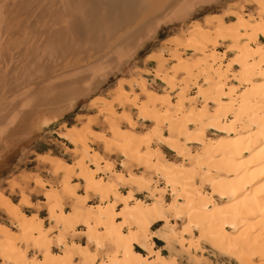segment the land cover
Wrapping results in <instances>:
<instances>
[{
    "label": "bare ground",
    "instance_id": "6f19581e",
    "mask_svg": "<svg viewBox=\"0 0 264 264\" xmlns=\"http://www.w3.org/2000/svg\"><path fill=\"white\" fill-rule=\"evenodd\" d=\"M216 1H61L62 21L53 24L50 14L41 17L48 21L43 33L47 45L55 37L67 45V52H82L85 58L79 56L73 67H61L58 75L40 81L36 91L42 93L30 96L26 105L44 97L45 104H53L50 118L71 110L94 89L98 77L103 82L128 63L162 25L189 18L196 8ZM249 4L254 7L251 14L237 7L205 19L203 25L192 22L185 43L174 39L168 57L151 60L156 69L143 75L160 82L162 94L142 81H120L111 101L92 99L98 109L94 121L63 136L73 146V163L41 157L55 184L47 186L38 179L33 183L44 191V202L36 208L25 203L36 211L32 217L0 194V210L16 229L0 228V252L6 262L178 264L172 252L165 256V249L158 248L164 242L169 252L176 248L194 264H202L208 250L233 264H264V0ZM61 51L51 56L52 70L60 65L55 63ZM89 56L92 59H86ZM51 61L44 56L39 64L42 68ZM39 69L35 67L37 73ZM66 99L56 110L54 103ZM146 124L149 130L139 132ZM98 125L108 137L93 134ZM95 143L101 145L102 155L94 150ZM110 157L116 161L109 163ZM42 210L50 229L39 218ZM28 249L41 259L28 261Z\"/></svg>",
    "mask_w": 264,
    "mask_h": 264
},
{
    "label": "rangeland",
    "instance_id": "374dc122",
    "mask_svg": "<svg viewBox=\"0 0 264 264\" xmlns=\"http://www.w3.org/2000/svg\"><path fill=\"white\" fill-rule=\"evenodd\" d=\"M61 1L65 2V0H0V80H1L0 82V127H1L0 128V194L4 198L9 199L11 203L14 204L15 207L17 206V208H19L20 212L26 214L29 217H32L36 213V211L27 208L25 206V203L28 201L30 204H32L34 208H36L39 205H41V202H44L43 199L44 191L43 192L42 190L39 191L38 188L35 189L33 183H35V181L38 179L47 186L48 185L51 186L55 184V178L50 173L48 165L44 164L40 160L41 157L49 156V157L61 159L66 164L73 163L74 160L71 152L73 146L67 140H65L63 136H65V134L69 132V129L71 130L76 129L75 131L77 130L81 131V129L84 128V126L87 123L94 121L95 117L97 116L98 109L94 108L91 105L90 102L92 99L101 98L107 101H111L113 99V95L115 92L114 90L118 88L117 86L120 81L121 82L123 81V83L125 81L126 82L128 81L127 83L129 84L130 82L142 81L146 86L149 87L151 91L162 94L161 90L163 89V85L157 80H155L152 76L143 75V72L145 71L152 72L154 71V69H156L157 63L151 60L157 58L159 55L162 57H168L169 51L172 50V47L174 48L173 45L174 39L176 40L175 43L177 41L180 43H185L187 41L186 38H188V35L191 33L192 22H198L203 25L205 19L211 18L213 16L222 17L225 13L232 11L234 8L236 9L237 7L244 8V10L250 14L254 10V7L249 4L250 0H217L216 2L205 3L204 5L196 8V10L192 12L189 18L176 21L169 25H162L158 29L156 35L150 38L149 40H147L143 44L141 49L137 50L136 55L128 63L122 65L118 71L108 76L106 80L103 82H101V77H98L97 79L99 82L97 81V79L95 80L94 89H92V91L88 95H85L84 97L80 98L74 108L62 114H55L54 117L50 118V116H53V115L49 116V114H51L50 112L54 110L53 104H45L46 99H44V97H40L38 100L42 99L44 101L40 100L39 103L37 102L36 105H32L30 103L29 104L27 103L26 105L25 103L26 100H29L30 96L32 98L33 95L36 94L38 95V97L40 96L42 90L41 91L38 90L39 91L38 92L36 91V89L38 85L44 83L42 81H45L48 77L50 79L53 76L58 75L57 73L59 71H62L64 67L66 68L68 67L70 68V66L73 67L75 65L74 63L75 61L76 62L80 61L81 60L80 58L84 57L82 56L83 55L82 52L80 53L74 51L67 52L68 51V49H66L67 45L62 44L61 42L57 43V41L60 40H58L55 37L52 43H49L48 44L49 46L47 45V39H48L46 38L47 34L45 35L43 34L46 33V31L48 30L47 22L50 20L49 23L52 21L53 24L58 23L57 21L61 20L62 17L64 16L63 14H65V12H62L65 10L61 9V8H65L64 3ZM204 1L208 2V0H204ZM61 4L63 6H61ZM46 7L48 10H46ZM40 8L44 9L43 10L44 12ZM49 11H51V13H54L55 17L54 14H51ZM37 12L38 13L43 12V13L38 14ZM56 14L58 15V17H56L57 16ZM59 14L62 15V17L61 16L59 17ZM36 15L40 16L39 18L40 20L37 19L39 16L37 17ZM44 15H46L45 16L46 18L49 17L48 21H46L47 19L41 21L42 19L41 17L45 18ZM28 16L31 20V24L29 22ZM35 17L37 20L34 19ZM54 19L56 20L54 21ZM226 21L229 22L228 20ZM38 24L39 26H37ZM43 24L46 25L47 29ZM42 25L45 29L42 27ZM41 27L43 29H41ZM39 29L40 31L38 33ZM34 32L38 34L34 35ZM38 37H40V40H37L36 42L35 40L38 39ZM42 38L44 39L42 40ZM168 38H173V39L172 40L170 39L171 40V42H169L170 44L169 43L164 44V42L162 41H165V39L168 40ZM39 41L41 42L39 43ZM35 43L37 44L39 43V45L36 44L35 46ZM32 46L33 48H31ZM38 46L39 47L41 46L42 48H39ZM46 46L47 48L49 47L50 48L44 50L46 49ZM58 46L59 48H62L61 49L62 51L58 48ZM223 46H221L220 50L224 48ZM34 47H36L37 49L36 48L34 49ZM30 48L31 50L32 49L34 50H32L31 52ZM168 48L171 49L169 50ZM27 51L30 52L28 53ZM37 51H41L42 54H40V52L38 53ZM54 51L56 53L61 51L60 54L58 53L59 57L57 55L56 63H55L57 65L60 63V65H58L54 70H52L54 68L52 65L54 64L53 61L51 60L53 59L52 57H54V55L56 54L54 53ZM23 53L24 56L26 55V59L22 55ZM62 53H64V56L62 55ZM71 53L76 56L72 55ZM69 55H72V57ZM44 56L45 59L47 58L48 61H51L50 62L51 67L49 66V63L46 64L48 66L46 67V70L49 72H47L44 69L46 65H42L41 68L42 63L39 64L41 60L44 59ZM67 56H69V58ZM79 56L81 57L79 58ZM28 57H30V59ZM22 58L25 60H23ZM37 58L39 59V61ZM230 58L231 56L226 58L225 61L229 62ZM65 59L71 63L68 62L66 64L65 62L67 61ZM86 59H92V57L89 56L88 58L86 57ZM72 60H74L73 63ZM11 61L13 64L11 63ZM24 61H26V63H24ZM33 61L34 62L37 61L35 65ZM4 62L8 63L7 64L8 66L5 65L6 63ZM18 64L21 66L25 64L27 67L25 66L19 67ZM38 65H40L39 73H37L38 71L35 70V67ZM23 68H27V69H25L24 71ZM4 69H6L7 71H5ZM26 70L28 72H26ZM42 70H44L45 72ZM68 71L69 70H66L65 72ZM22 72H26V74ZM27 73L32 77H30ZM36 77L38 80L36 79ZM29 80H31V82H28ZM126 82L125 85L127 84ZM24 90L27 91L28 93L23 92ZM20 93L21 96L27 95V97L29 98L22 97L23 98L22 100L21 96L19 95ZM25 93L26 95H24ZM15 94H17L18 97L21 99H17ZM14 95L16 98L14 97ZM13 97L14 99H12ZM8 100L12 102H14L15 100L14 102L15 105L14 103L9 102ZM66 101L68 100L66 99L58 103L55 102L54 105L57 107L56 110H59L60 104L63 106L64 102ZM17 102L19 103L17 104ZM30 105H32V107ZM23 106H26V109H24L25 107L23 108ZM31 111L33 112L32 114ZM133 117L134 119H136L137 115L134 114ZM149 128L150 125L146 124L144 128L140 127L141 130L139 132L144 133L148 131ZM93 130L95 131L93 134L96 136H106V137L109 136V134L106 132V129L101 128V125H98V128ZM93 148L94 150H96V152L102 155V147L99 143L98 144L95 143L93 145ZM115 161H116L115 157H110L108 162L112 163ZM90 169L95 171L92 168ZM14 184H16V186ZM22 193L23 195H21ZM91 200H96V199H94V197H91ZM94 202L96 203V201ZM0 211H1L0 228H7L15 232L16 230L14 229L15 223L4 211L2 210ZM39 218L44 220L45 228L50 229V225L45 220L46 218L45 211L42 210L39 213ZM9 219L12 221V223L10 222ZM159 227L160 225H158L157 228L153 229V231L156 232V234H159L157 232L159 230ZM195 234L197 235V233ZM76 237L77 236H74V238ZM81 243L84 244V240H82ZM19 248L21 252H24L26 250V248L23 245L22 246L20 245ZM158 248L165 249V251L162 252L163 255L165 256H168L172 252L173 258L179 261L177 262L178 264H194L193 262L194 260L193 261L190 260V258L185 254L178 253L176 248L169 252V249L165 247L164 242H161L158 245ZM55 253H57V251H55ZM2 256L4 255L2 254V252H0V264H10L6 262V259L5 258L3 259ZM35 256H36V252L32 249L31 250L28 249L26 253V259L28 261L41 259L40 256L39 257L38 256L35 257ZM101 257L102 260L105 259L104 254H101ZM75 264L78 263L75 262ZM202 264H233V263H231L226 259H220L218 256H215L212 251L208 250V254L206 255V260H204ZM257 264L260 263L257 262Z\"/></svg>",
    "mask_w": 264,
    "mask_h": 264
},
{
    "label": "crops",
    "instance_id": "0c3cea01",
    "mask_svg": "<svg viewBox=\"0 0 264 264\" xmlns=\"http://www.w3.org/2000/svg\"><path fill=\"white\" fill-rule=\"evenodd\" d=\"M160 244V243H159ZM184 260V259H183ZM177 262H179V261H177Z\"/></svg>",
    "mask_w": 264,
    "mask_h": 264
}]
</instances>
